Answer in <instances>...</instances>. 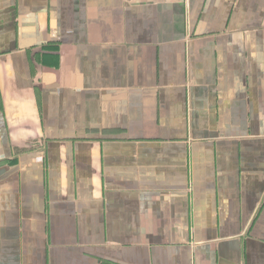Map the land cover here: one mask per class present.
Masks as SVG:
<instances>
[{
	"label": "crops",
	"instance_id": "obj_1",
	"mask_svg": "<svg viewBox=\"0 0 264 264\" xmlns=\"http://www.w3.org/2000/svg\"><path fill=\"white\" fill-rule=\"evenodd\" d=\"M0 264H264V0H0Z\"/></svg>",
	"mask_w": 264,
	"mask_h": 264
}]
</instances>
